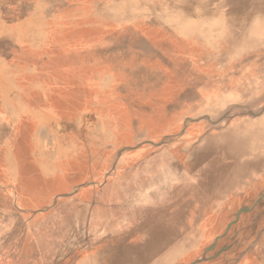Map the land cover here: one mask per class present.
<instances>
[{
	"label": "bare ground",
	"instance_id": "1",
	"mask_svg": "<svg viewBox=\"0 0 264 264\" xmlns=\"http://www.w3.org/2000/svg\"><path fill=\"white\" fill-rule=\"evenodd\" d=\"M82 2L88 8L82 15L94 25L108 28L112 47L110 52L99 46L83 54V76L77 70L63 86L72 95L86 85L84 75L90 74V58L98 56L104 63L110 62L120 82L118 97L131 113L126 128L129 145L147 138L158 140L181 115H217L219 106L230 99L248 103L264 88V55L246 59L223 73L218 68L231 64L247 48L264 45V0ZM23 38L29 39L27 33ZM6 67L4 64L0 70V165L9 173L15 167L13 157L22 155V144L16 135L5 139L9 135L8 122L24 120L13 121L7 108L12 102L21 106L27 91H16L11 98L14 90L5 81ZM248 72L253 73L249 76ZM77 78L82 80L78 82ZM209 90L233 93L235 98L206 97L204 92ZM13 127L17 130L20 126ZM202 130L204 134L209 132L207 128ZM199 137L193 134L189 138ZM191 142L184 137L173 145L155 146L124 173L119 184L114 183L102 194L92 192L93 198L106 196L105 200L94 199L73 213V226L80 230L83 226V237L98 245L92 262L84 264L171 262L200 233L198 220L204 207L219 206L225 193L248 188L264 171L262 121L232 122L198 145ZM108 196L113 199L111 205L104 204ZM189 208H193V225L187 223ZM259 249L264 264V245Z\"/></svg>",
	"mask_w": 264,
	"mask_h": 264
},
{
	"label": "rangeland",
	"instance_id": "2",
	"mask_svg": "<svg viewBox=\"0 0 264 264\" xmlns=\"http://www.w3.org/2000/svg\"><path fill=\"white\" fill-rule=\"evenodd\" d=\"M82 1L0 0V70L4 64L7 66L5 81L14 90L11 98L16 91H27L21 106L12 102L7 108L13 121L24 120L8 122L6 139L16 135L22 144V155L13 157L15 167L10 172L13 182L26 185L28 192L27 201H23L13 191L12 232L0 240V264L91 263L98 245L83 237V226L82 230L73 226V213L94 199H106L93 198L92 192L102 194L114 183L119 184L124 173L155 146L173 145L184 137L198 145L232 122H264L263 88L248 103L230 99L219 106L217 115H181L158 140L147 138L129 145L126 128L131 113L118 97L120 82L110 62L104 63L98 56L90 58L92 68L84 75L86 85L72 95L63 86L77 70L82 73L83 54L99 46L110 52L112 47L108 28L96 26L82 15L88 11ZM26 33L27 40L23 38ZM260 54L263 57L264 45L249 47L231 64L218 66L219 71L226 72L246 59L260 58ZM204 94L235 98L233 93L215 90ZM13 125L20 129L15 130ZM202 128H207L208 134L202 133ZM147 132L153 133L149 129ZM193 134L200 137L190 139ZM3 172L0 165V182L9 183L10 177ZM109 197L104 204H113ZM192 210L186 211L189 225H193ZM198 227L200 233L189 246L164 264H262L259 247L264 245V171L248 188L225 193L219 206L204 207ZM257 229H262V234Z\"/></svg>",
	"mask_w": 264,
	"mask_h": 264
},
{
	"label": "crops",
	"instance_id": "3",
	"mask_svg": "<svg viewBox=\"0 0 264 264\" xmlns=\"http://www.w3.org/2000/svg\"><path fill=\"white\" fill-rule=\"evenodd\" d=\"M10 171L11 170H9V173H7L6 171L3 172L4 176L6 175L10 177V184L0 182V240L8 238L12 232V230L10 229V225L12 223L11 203L13 191L15 192V195L18 194L20 196V200L27 201L28 192L26 185L24 186L17 182H13V179L11 178L12 171Z\"/></svg>",
	"mask_w": 264,
	"mask_h": 264
}]
</instances>
